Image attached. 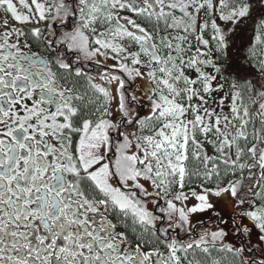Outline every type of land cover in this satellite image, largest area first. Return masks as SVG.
<instances>
[{"label":"snow or ice","instance_id":"6c2138e0","mask_svg":"<svg viewBox=\"0 0 264 264\" xmlns=\"http://www.w3.org/2000/svg\"><path fill=\"white\" fill-rule=\"evenodd\" d=\"M0 264H264V0H0Z\"/></svg>","mask_w":264,"mask_h":264},{"label":"flooded vegetation","instance_id":"af4514ba","mask_svg":"<svg viewBox=\"0 0 264 264\" xmlns=\"http://www.w3.org/2000/svg\"><path fill=\"white\" fill-rule=\"evenodd\" d=\"M142 79H143V78H141V80H142ZM138 85H139V82H138ZM204 219L207 220L208 217L205 216ZM222 255H223V254L213 253V256H214L215 258H217V259H220ZM223 259L227 260V259H229V257H227V256H223Z\"/></svg>","mask_w":264,"mask_h":264},{"label":"trees","instance_id":"16d2710c","mask_svg":"<svg viewBox=\"0 0 264 264\" xmlns=\"http://www.w3.org/2000/svg\"><path fill=\"white\" fill-rule=\"evenodd\" d=\"M251 33V28L249 27L248 33L246 35H250Z\"/></svg>","mask_w":264,"mask_h":264}]
</instances>
